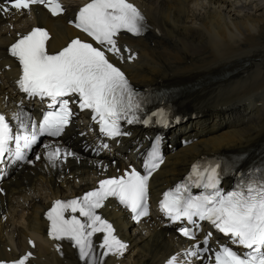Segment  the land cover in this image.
Returning a JSON list of instances; mask_svg holds the SVG:
<instances>
[{"label": "bare ground", "instance_id": "6f19581e", "mask_svg": "<svg viewBox=\"0 0 264 264\" xmlns=\"http://www.w3.org/2000/svg\"><path fill=\"white\" fill-rule=\"evenodd\" d=\"M79 1L65 0L69 12L77 10ZM131 2L144 13L147 29L137 38L120 37L119 44L131 51L123 53L125 60L117 65L137 89L177 90L173 106L183 116L166 133L170 139L176 137L175 145L166 151L167 159L153 186L164 190L203 157H251L257 149L264 151V0ZM34 12L41 16L36 23L52 33V50H59L76 36L67 24L68 17L51 19L38 8ZM9 19L0 17V68L7 64L6 46L13 39L7 34L15 33L20 26L19 14ZM132 54L136 59L129 61L127 57ZM108 56L118 63L111 53ZM4 75L9 78L8 72ZM0 92L3 98L6 94L12 96L1 87ZM131 135L123 139L126 148H142L144 133L134 131ZM53 169L51 166L48 172ZM89 175L86 166L71 169L63 178L34 166L14 175L7 185L8 196L1 198L2 210L8 213L0 214V258L11 259L28 250L34 256L28 264H84L75 247L59 244L58 251L56 245L49 246L43 240L47 229L42 215L50 198L68 190L79 192L84 187L75 184V179L86 181ZM57 179L62 183L58 184ZM17 209L21 223L13 220ZM108 217L117 225L121 222L115 213ZM146 223L148 226L143 227ZM146 223L141 225L143 233L133 226L121 234L128 246L124 255L103 258V264H155L177 253L176 246L183 243L174 239L170 230H161L155 220ZM26 238L35 241L33 249H29ZM7 247L11 252L6 251ZM96 255L100 257L97 251Z\"/></svg>", "mask_w": 264, "mask_h": 264}, {"label": "snow or ice", "instance_id": "6c2138e0", "mask_svg": "<svg viewBox=\"0 0 264 264\" xmlns=\"http://www.w3.org/2000/svg\"><path fill=\"white\" fill-rule=\"evenodd\" d=\"M39 4L47 7L53 15L63 11L58 0H4L0 3V12L30 11L33 5ZM70 23L85 33L90 41L75 38L66 47L50 54L48 31L43 27H33L11 44L9 52L18 60L20 67L21 74L16 81L19 89L29 96L50 98L48 107L52 110L43 114L38 125L33 123L30 132L23 123V114L14 117L20 121L16 132L0 114V162L6 156L24 160V150L36 144L40 136L61 135L74 115L70 102L78 104L81 110H91V119L99 125L102 136L129 135L122 131L121 120L128 124L141 122L137 112L141 110L142 101L126 74L110 60L108 53L120 61L125 60L123 53L131 50L119 44L120 35L122 32L137 37L143 35L147 29L144 13L130 0H90L79 8L75 20ZM127 59L135 60L136 56L132 54ZM65 97L76 99L70 101ZM153 115L160 117L159 122H165L163 111ZM142 122L148 124L151 121L145 119ZM13 144L14 149L11 147ZM44 148L49 149L50 145L44 144ZM68 156L76 154L67 149L62 151L60 147L45 154L52 166ZM36 159H40L38 154ZM163 163L157 140L147 152L144 174L132 167L119 176L100 180L97 188L83 196L67 201L56 200L46 213L50 221L48 235L54 240L71 241L84 264H103V257L109 254L123 255L127 244L114 234L113 225L96 210L104 207L109 197H115L139 222L142 216L149 214V178ZM232 168L233 165H225L223 171L229 172ZM220 169L218 162L193 164L185 182L163 193L160 210L174 222L187 219L197 226L194 217L208 221L227 237V242L219 245L214 256L209 258L211 264H264V159L258 166L239 172L235 187L227 192L220 187ZM192 187L204 191L193 195ZM65 213L71 214L66 218ZM178 231L190 240L196 239L194 231L188 227H181ZM97 233H103L99 248L104 251L99 258L93 243V236ZM211 235V232L205 235L203 249L199 244H193L192 249L195 250H188L185 255L197 256L209 251L207 245ZM230 244L243 251L234 250ZM57 250H60L59 246ZM31 255L29 252L11 264H26ZM0 264L5 262L0 261ZM167 264H178L177 256L173 255Z\"/></svg>", "mask_w": 264, "mask_h": 264}]
</instances>
